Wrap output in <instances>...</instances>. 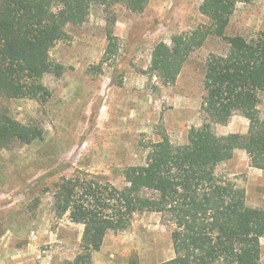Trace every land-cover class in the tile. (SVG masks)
<instances>
[{
    "label": "rangeland",
    "instance_id": "374dc122",
    "mask_svg": "<svg viewBox=\"0 0 264 264\" xmlns=\"http://www.w3.org/2000/svg\"><path fill=\"white\" fill-rule=\"evenodd\" d=\"M203 0H150L142 12L123 4H94L88 19L68 24V36L50 50L57 64L43 77L48 101L0 97V109L42 135L32 143L14 142L0 149V264H63L82 250L84 224L58 215L54 185L63 177H89L123 187L124 168L144 163L149 141L167 133L185 143L192 127L206 116V60L224 53L225 37L211 35L185 63L177 81L166 85L152 65L157 43L210 23ZM264 31V0L237 4L227 35L251 39ZM109 33L113 38H109ZM264 117V94L259 105ZM249 120L235 114L214 124L218 134L246 133ZM225 179L244 187L247 203L264 207V170L250 165L246 150L217 167ZM159 264L174 257L172 227L159 212L136 213L124 231L112 230L93 264ZM264 264V237L261 238Z\"/></svg>",
    "mask_w": 264,
    "mask_h": 264
},
{
    "label": "trees",
    "instance_id": "16d2710c",
    "mask_svg": "<svg viewBox=\"0 0 264 264\" xmlns=\"http://www.w3.org/2000/svg\"><path fill=\"white\" fill-rule=\"evenodd\" d=\"M203 0L200 10L209 24L160 41L152 65L166 85L177 81L190 55L209 36L227 39L224 53L206 60L202 110L206 121L192 127L185 143L167 133L145 146L144 163L123 170L126 184L75 174L54 185L58 215L69 214L84 224L82 250L63 264H93L109 231L127 230L140 212H159L172 227L175 255L159 264H261L264 207L247 203L244 187L225 179L217 167L237 149L249 155L250 165L264 170V117L259 105L264 94V31L251 39L227 35L240 2ZM150 0H0V97L48 101L51 90L43 82L56 67L51 48L68 36V24L85 22L94 4L121 3L142 12ZM109 38L113 36L109 33ZM235 114L249 120L246 133L218 134L214 124H227ZM42 135L0 109V149L21 141L32 143ZM127 264H140L133 255Z\"/></svg>",
    "mask_w": 264,
    "mask_h": 264
}]
</instances>
